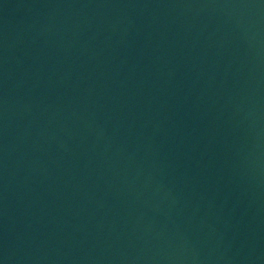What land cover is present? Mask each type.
I'll return each mask as SVG.
<instances>
[{"label":"water","instance_id":"1","mask_svg":"<svg viewBox=\"0 0 264 264\" xmlns=\"http://www.w3.org/2000/svg\"><path fill=\"white\" fill-rule=\"evenodd\" d=\"M0 264H264V0H0Z\"/></svg>","mask_w":264,"mask_h":264}]
</instances>
